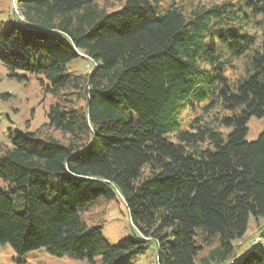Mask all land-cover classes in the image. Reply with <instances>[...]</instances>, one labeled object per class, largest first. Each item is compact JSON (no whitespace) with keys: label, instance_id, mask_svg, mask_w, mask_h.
<instances>
[{"label":"trees","instance_id":"trees-1","mask_svg":"<svg viewBox=\"0 0 264 264\" xmlns=\"http://www.w3.org/2000/svg\"><path fill=\"white\" fill-rule=\"evenodd\" d=\"M17 3L0 62L58 97L49 125L70 139L16 130L0 145V243L99 264H134L150 243L158 264H264L263 242L234 243L264 217V129L246 138L264 117V0ZM81 56L93 68L68 72ZM102 196L135 226L116 243L83 219Z\"/></svg>","mask_w":264,"mask_h":264},{"label":"rangeland","instance_id":"rangeland-1","mask_svg":"<svg viewBox=\"0 0 264 264\" xmlns=\"http://www.w3.org/2000/svg\"><path fill=\"white\" fill-rule=\"evenodd\" d=\"M223 1V0H205ZM99 7L111 12L121 8L125 0H95ZM17 0H0V27L17 14ZM261 32H258L260 39ZM93 68V61L81 56L68 64L67 71L73 74H84ZM232 73V72H231ZM9 69L0 62V145H9L10 136L16 130L32 131L40 136H52L63 142L70 139V135L49 125V107L58 97L50 92L46 85L41 84L37 76H30L28 80L18 81L9 75ZM239 75V69L233 72L234 78ZM47 84V82H46ZM62 93V91H61ZM72 98L77 107L85 110V99L79 91H71ZM65 96H61L63 99ZM183 116L189 118L193 113L186 111ZM209 116V115H208ZM207 116V117H208ZM212 117V115H210ZM186 126V124H185ZM189 128V127H187ZM264 129V117L252 116L248 121V140L256 139ZM227 134L231 129L222 127ZM205 145V144H203ZM87 224H102L106 238L116 243L133 233L135 226L131 223L128 209L121 197L108 199L104 196L87 204L82 213ZM264 243V217L250 216L248 229L245 234L234 241L237 254L240 255L248 249L253 242ZM210 247L206 246L200 256L208 253ZM157 250L154 243H150L143 254L133 260L134 264H158L156 262ZM99 261L90 263L87 260L76 259L70 255H53L46 248H39L25 255H18L10 244L0 243V264H99Z\"/></svg>","mask_w":264,"mask_h":264}]
</instances>
